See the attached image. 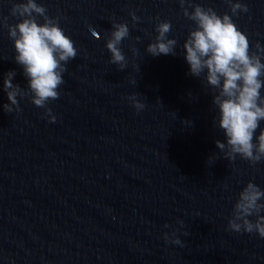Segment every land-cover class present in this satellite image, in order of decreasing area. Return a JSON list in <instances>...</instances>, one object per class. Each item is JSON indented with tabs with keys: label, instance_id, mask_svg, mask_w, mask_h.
I'll return each mask as SVG.
<instances>
[{
	"label": "water",
	"instance_id": "95a60500",
	"mask_svg": "<svg viewBox=\"0 0 264 264\" xmlns=\"http://www.w3.org/2000/svg\"><path fill=\"white\" fill-rule=\"evenodd\" d=\"M0 264H264V0H0Z\"/></svg>",
	"mask_w": 264,
	"mask_h": 264
}]
</instances>
